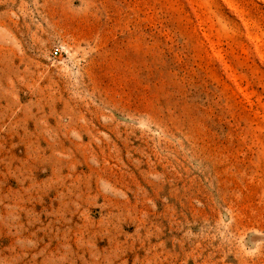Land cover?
Masks as SVG:
<instances>
[{"label": "rangeland", "instance_id": "374dc122", "mask_svg": "<svg viewBox=\"0 0 264 264\" xmlns=\"http://www.w3.org/2000/svg\"><path fill=\"white\" fill-rule=\"evenodd\" d=\"M0 264H264V0H0Z\"/></svg>", "mask_w": 264, "mask_h": 264}, {"label": "built area", "instance_id": "2783aa9c", "mask_svg": "<svg viewBox=\"0 0 264 264\" xmlns=\"http://www.w3.org/2000/svg\"><path fill=\"white\" fill-rule=\"evenodd\" d=\"M61 54L59 48H54L53 51L51 52V57L52 58H56L57 56H59Z\"/></svg>", "mask_w": 264, "mask_h": 264}]
</instances>
